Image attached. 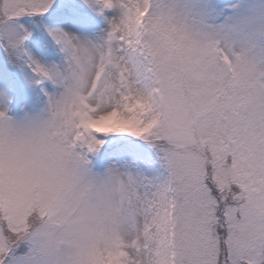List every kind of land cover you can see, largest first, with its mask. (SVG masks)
Returning a JSON list of instances; mask_svg holds the SVG:
<instances>
[{"label":"snow or ice","instance_id":"obj_1","mask_svg":"<svg viewBox=\"0 0 264 264\" xmlns=\"http://www.w3.org/2000/svg\"><path fill=\"white\" fill-rule=\"evenodd\" d=\"M0 264H264V0H0Z\"/></svg>","mask_w":264,"mask_h":264}]
</instances>
